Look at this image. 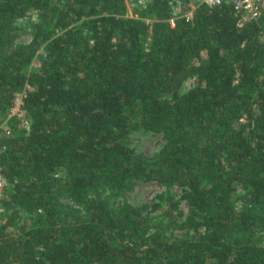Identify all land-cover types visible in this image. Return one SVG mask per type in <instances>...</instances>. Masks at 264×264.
Returning a JSON list of instances; mask_svg holds the SVG:
<instances>
[{"label":"trees","instance_id":"16d2710c","mask_svg":"<svg viewBox=\"0 0 264 264\" xmlns=\"http://www.w3.org/2000/svg\"><path fill=\"white\" fill-rule=\"evenodd\" d=\"M170 1L135 17L126 0H0V120L24 91L31 121L26 132L12 119L0 139L16 181L0 264H264V20L238 27L225 1L171 26ZM33 9L20 43L17 20ZM134 130L165 142L146 155ZM137 181L182 188L193 234L170 238L144 207L114 204ZM21 211L35 215L13 233Z\"/></svg>","mask_w":264,"mask_h":264},{"label":"rangeland","instance_id":"374dc122","mask_svg":"<svg viewBox=\"0 0 264 264\" xmlns=\"http://www.w3.org/2000/svg\"><path fill=\"white\" fill-rule=\"evenodd\" d=\"M63 0H52L53 6L58 7ZM150 0H126L127 13L129 16H138V10L143 7ZM192 0H171L170 7L172 12L179 13L186 11L190 8ZM38 10H30L26 15L17 20L18 26H20V35L17 39L20 43H27L32 36V26L38 21ZM149 20V19H146ZM145 20V21H146ZM151 22V21H150ZM196 83V77H189L182 85L181 91H186ZM4 118V117H3ZM2 120V119H1ZM0 120V121H1ZM234 123L235 127H239L240 123ZM164 135L160 131H143L134 130L129 136V143L137 151L142 152L146 155H151L158 151L164 144ZM57 176L59 178L64 177L63 171H58ZM246 192V189L237 185L234 190V197L241 196ZM170 195L173 200L177 201L175 208H170L169 205L162 200L159 195ZM183 190L177 186H166L159 182H141L137 181L133 184L132 188L124 191L121 195L111 198L114 204H121L126 201L133 206L144 207L143 213L152 219V221L160 222L161 227L164 230L166 236L170 238H180L184 234H193L192 229L182 226V222L185 221L188 215L191 214L185 200L182 197ZM58 200L64 203L73 205L78 211H81V206L75 203L72 199L67 197L64 193L58 194ZM242 200L236 201L238 207L241 206ZM35 212H19V220L16 225L11 227L13 233L18 232V225L21 221H29ZM1 220V219H0ZM264 234V233H263Z\"/></svg>","mask_w":264,"mask_h":264},{"label":"built area","instance_id":"2783aa9c","mask_svg":"<svg viewBox=\"0 0 264 264\" xmlns=\"http://www.w3.org/2000/svg\"><path fill=\"white\" fill-rule=\"evenodd\" d=\"M228 2L237 15V26L240 27L247 22L257 21L259 19L264 20V0H192L189 4L190 8L186 11L179 12L178 14L173 12V17L169 19L171 26L174 25L175 18H185L188 21L193 19V13L197 5L204 4L209 7L220 5L223 2ZM146 23H151L150 20H146ZM39 61L34 58L32 61L33 66H39ZM24 91L19 92L14 97L11 106L8 108L4 118L0 121V139L8 137L12 133V128L9 122L12 119H16L21 129L26 132L29 131L31 121L27 115V112L23 106ZM244 117L240 118L243 121ZM2 148L0 147V154ZM16 181H10L3 173L2 166L0 165V219L8 211V203L10 196L13 192Z\"/></svg>","mask_w":264,"mask_h":264}]
</instances>
